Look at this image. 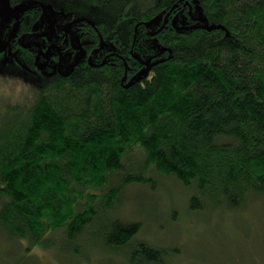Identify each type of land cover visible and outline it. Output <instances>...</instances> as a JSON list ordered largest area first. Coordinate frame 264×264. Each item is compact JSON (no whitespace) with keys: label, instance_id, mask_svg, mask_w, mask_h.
Masks as SVG:
<instances>
[{"label":"trees","instance_id":"16d2710c","mask_svg":"<svg viewBox=\"0 0 264 264\" xmlns=\"http://www.w3.org/2000/svg\"><path fill=\"white\" fill-rule=\"evenodd\" d=\"M10 4L6 21L0 4V236L48 252L62 236L63 255L85 264L91 246L174 264L177 251L139 236L144 222L116 216L128 192L174 176L191 210L264 201V0ZM56 17L84 23L92 53L74 46L47 73L38 59Z\"/></svg>","mask_w":264,"mask_h":264},{"label":"rangeland","instance_id":"374dc122","mask_svg":"<svg viewBox=\"0 0 264 264\" xmlns=\"http://www.w3.org/2000/svg\"><path fill=\"white\" fill-rule=\"evenodd\" d=\"M0 4L5 20L12 9L10 0H0ZM16 80L11 79V90L17 86ZM156 178V190L138 185L135 191L128 192L116 213L121 219L144 222L141 238L177 251L174 264H264V201L251 202L247 209L240 210L216 207L210 202L191 210L187 198L192 191L174 176ZM174 214L179 215L178 223L171 220ZM101 221L99 217L94 224L93 236L102 235ZM56 241L50 252L26 251L24 244H12L0 236V264H85L82 256L74 260L63 255L66 242L62 236ZM13 253L22 259L32 256L33 261H19ZM89 253L93 264H130L127 255L112 254L102 247L91 246L84 258Z\"/></svg>","mask_w":264,"mask_h":264},{"label":"flooded vegetation","instance_id":"af4514ba","mask_svg":"<svg viewBox=\"0 0 264 264\" xmlns=\"http://www.w3.org/2000/svg\"><path fill=\"white\" fill-rule=\"evenodd\" d=\"M55 20H56V30L49 31V32H52V35L50 36L48 35L47 37L42 38L44 42L41 44V46L42 48H44L46 45L47 53L44 55L43 51L41 50V55L39 56V59H38L39 64L41 65H43L44 63L46 64L45 71L47 73L55 72V71H58V72L63 71L64 69L61 68V66L59 65H68L66 64L67 63L66 61L74 60L75 54L78 51V48L76 49L74 46L82 45L86 49L87 60H88L89 53L90 54L92 53V50H88L86 43H85L88 40L84 38L85 31H86L85 26H83L85 25L84 23H81V24L79 23L77 25H74V24L71 25L69 24L70 23L69 21L65 19H61L60 17L59 18L56 17ZM76 36H78V38L81 39V42L76 40ZM71 39H73V42ZM53 41H56V42H53ZM53 45H55V47H53ZM72 45L74 48L72 47ZM57 46H60L61 49L58 50ZM65 52H67L68 55H65ZM102 53H103L102 50L96 51L93 54V57H95V59L97 60L99 59ZM78 54L79 53H77V56ZM44 56H47V57L45 59H42V57ZM59 60H61L62 62L59 63Z\"/></svg>","mask_w":264,"mask_h":264}]
</instances>
